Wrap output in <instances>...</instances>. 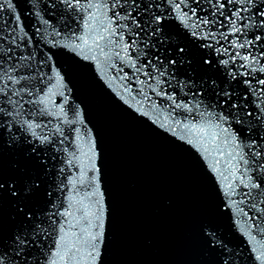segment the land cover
Wrapping results in <instances>:
<instances>
[{"label": "snow or ice", "instance_id": "snow-or-ice-1", "mask_svg": "<svg viewBox=\"0 0 264 264\" xmlns=\"http://www.w3.org/2000/svg\"><path fill=\"white\" fill-rule=\"evenodd\" d=\"M84 82L198 173L181 264H264V0H0V264H123Z\"/></svg>", "mask_w": 264, "mask_h": 264}, {"label": "water", "instance_id": "water-1", "mask_svg": "<svg viewBox=\"0 0 264 264\" xmlns=\"http://www.w3.org/2000/svg\"><path fill=\"white\" fill-rule=\"evenodd\" d=\"M82 86L111 155L120 203L117 260L181 264L194 249L192 222L204 210L198 173L183 154L125 116L94 87ZM161 192L174 201L173 207L164 205Z\"/></svg>", "mask_w": 264, "mask_h": 264}]
</instances>
